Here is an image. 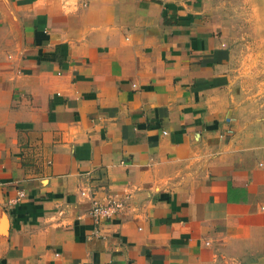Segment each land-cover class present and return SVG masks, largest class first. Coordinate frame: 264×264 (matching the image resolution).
<instances>
[{
	"label": "crops",
	"instance_id": "crops-1",
	"mask_svg": "<svg viewBox=\"0 0 264 264\" xmlns=\"http://www.w3.org/2000/svg\"><path fill=\"white\" fill-rule=\"evenodd\" d=\"M221 7L0 0V264H264V97Z\"/></svg>",
	"mask_w": 264,
	"mask_h": 264
},
{
	"label": "rangeland",
	"instance_id": "rangeland-1",
	"mask_svg": "<svg viewBox=\"0 0 264 264\" xmlns=\"http://www.w3.org/2000/svg\"><path fill=\"white\" fill-rule=\"evenodd\" d=\"M218 18L231 30V41L235 45L242 73L258 77L253 86L262 90L264 97V0H221ZM226 27V28H227Z\"/></svg>",
	"mask_w": 264,
	"mask_h": 264
},
{
	"label": "built area",
	"instance_id": "built-area-1",
	"mask_svg": "<svg viewBox=\"0 0 264 264\" xmlns=\"http://www.w3.org/2000/svg\"><path fill=\"white\" fill-rule=\"evenodd\" d=\"M17 195L18 198H21L23 197V192L19 191ZM80 195H84V192H81ZM90 202V214L95 219L113 216L121 210L123 203L122 199H119V197L116 196L107 197L106 200H104V203L93 197Z\"/></svg>",
	"mask_w": 264,
	"mask_h": 264
}]
</instances>
